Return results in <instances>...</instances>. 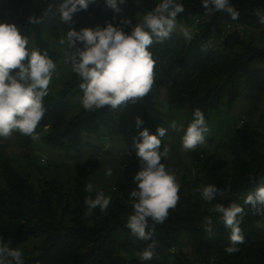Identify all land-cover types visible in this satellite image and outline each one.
Here are the masks:
<instances>
[{
  "label": "trees",
  "instance_id": "1",
  "mask_svg": "<svg viewBox=\"0 0 264 264\" xmlns=\"http://www.w3.org/2000/svg\"><path fill=\"white\" fill-rule=\"evenodd\" d=\"M63 2L9 0V6L16 14L5 21L15 24L22 31H31L34 47L47 50L55 63L60 60V55L50 49L45 37L57 39L64 31H79L84 28L82 19L89 17L90 23L96 22L97 25L111 22L117 19L120 12L135 24L160 0H125L123 5H119V13L108 8L105 0H94L86 11L74 14L70 23L63 22L56 11ZM178 2L183 4L185 11L178 14L177 23L192 20L197 31L188 41L173 32L164 43L150 46L156 61L153 85H169L176 76L180 80L186 77L189 80L186 111L193 114L194 109L199 108L206 121L209 113L220 106L230 109L240 92L255 105L261 102L264 97V24L259 22L254 11L264 8V0H230L240 13L238 20H232L223 11L205 14L201 0ZM49 5L52 6L50 10ZM45 11L48 14L41 24L28 22L30 15L40 16ZM228 25L240 26L242 31L258 32L261 45L247 41L241 37V32L234 29L224 35V28ZM81 82L71 71L58 91H54L49 84V94L44 98L47 110L35 134L52 149L70 156L73 150L80 152L90 148L94 152L92 154L98 156L104 150L92 144L94 139L108 141L128 134L138 135L145 128L152 134L162 124L163 114L152 92L138 100V117L144 122L139 129L135 123L128 131L127 105L117 110L105 106L91 112L81 105L78 112L72 115L70 98L83 96L79 88ZM11 136L20 140L23 146L29 145L32 140L18 130ZM262 141L261 147L253 146L244 157L235 155L232 158L229 170L214 183L218 189L226 190L225 195L217 196L214 201L203 200L199 193H182L183 183L177 206L169 210L164 223L157 224L149 218V228L146 229L152 231V240L149 241L138 240L126 227L129 214L126 218L124 214L129 204L124 193L112 201L106 212L101 213L97 208L92 215H85L87 207L84 200L90 195L85 191L86 173H79L74 182L66 185L55 179H43L40 190L35 191L26 176L3 162L1 175L6 188L0 189V208L10 220L19 222L17 229L10 233L14 241L25 242L38 236L44 238L36 256L22 257L24 264H192L180 257L184 241L192 247L195 264H264V214H254L251 206L244 204L247 193L257 184L264 183V135ZM241 142L243 146H251L248 141ZM199 156V160L203 159L202 154ZM186 183V189L191 190L192 185ZM91 196L95 198L93 192ZM204 202L212 207L217 203L227 206L235 202L244 208L241 228L245 242L236 245L238 252H225L224 249L229 246V229L219 222L218 214L203 211ZM209 215L214 221L211 234L202 226L204 217ZM153 240L157 242L153 259L139 260L136 253Z\"/></svg>",
  "mask_w": 264,
  "mask_h": 264
},
{
  "label": "clouds",
  "instance_id": "2",
  "mask_svg": "<svg viewBox=\"0 0 264 264\" xmlns=\"http://www.w3.org/2000/svg\"><path fill=\"white\" fill-rule=\"evenodd\" d=\"M94 0H64L56 11L65 23H70L74 14L86 11ZM106 6L119 13L125 0H105ZM49 5V10L51 9ZM205 14L226 12L232 20H238L240 13L230 0H201ZM185 8L178 0H160V2L133 24L131 19H122L118 25L106 21L105 26L82 28L79 31L70 29L59 40L66 45L64 50L65 65L82 81L79 84L83 92L81 104L87 111H96L105 106L112 110L136 103L145 98L154 84V68L156 61L149 50L154 43H164L170 39L177 28V16ZM35 14L28 17L32 25H39L43 17ZM254 15L264 24V8H257ZM130 29V31H129ZM186 39H191V29L180 26ZM29 36L23 35L13 23L0 22V137L7 139L18 130L21 134L38 140L35 134L45 115L44 98L49 94V84L56 69V63L49 57L47 50L29 47ZM18 70V71H14ZM143 120L136 117L139 129ZM170 127L176 132H183L181 144L184 150H195L205 143L210 128L203 112L197 108L193 111V119L183 127L173 120ZM167 130L156 129L150 134L145 128L137 137H133V147L139 158V170L133 177L135 187L129 192L131 213L126 227L138 240H152L149 218L157 224L167 219L169 210L174 209L180 199V184L173 170L166 169L161 162L169 153L167 146L161 151V138ZM105 175L111 176L112 169L105 168ZM93 184L85 185L90 195L85 197L87 207L85 215H92L99 208L101 213L107 211L111 197L98 191L92 198ZM203 200L214 201L217 196L225 195L226 190L218 189L214 184L197 187ZM244 204L251 206L254 214H264V183H259L244 198ZM209 213L218 214L219 222L229 229V246L224 250L228 254L239 251L236 245L245 242L241 228L244 208L235 202L227 206L217 203L209 209ZM212 215L204 217L202 226L209 234L213 232ZM260 227L261 225H257ZM11 241L4 242L0 237V264H24L23 253L18 248L10 247ZM157 242L152 241L136 253L139 260L153 259Z\"/></svg>",
  "mask_w": 264,
  "mask_h": 264
},
{
  "label": "rangeland",
  "instance_id": "3",
  "mask_svg": "<svg viewBox=\"0 0 264 264\" xmlns=\"http://www.w3.org/2000/svg\"><path fill=\"white\" fill-rule=\"evenodd\" d=\"M15 14L16 12L9 6V0H0V22L8 21ZM122 19L129 18L120 12L117 19L111 22L118 25ZM90 22L91 18L89 17L82 19L81 23L84 28L97 26L96 22ZM181 25L190 28L192 30L191 35L197 31L192 20L187 23H177L174 32L181 36H183L180 31ZM230 26L229 30L224 28L226 30L224 35H228L233 29L236 31V25L234 27L233 25ZM20 31L23 35L29 36V47H34L32 32ZM66 33V31L62 32L57 39L45 37L47 41L45 42L49 44L50 49L60 55V60L56 63V69L50 81L54 91L59 90L63 80L71 73L70 65L63 63V53L66 45L59 43V40ZM241 35L247 41L252 40V43L256 46H260L262 43L260 35L256 31H241ZM184 40L188 41L189 39L184 37ZM188 82L189 80L186 77L180 80V77L176 76L175 81L169 85H153L150 91L153 93L154 100L163 114V122L159 127L167 130L165 137L161 138L160 150L163 151V147L167 146L169 153L161 162L166 169L175 172L180 187L184 183L182 193L187 195L190 192L198 194L197 187L217 183L216 180L222 179L229 170L232 158L235 155L244 157V154L253 146L261 147L264 135V97L261 102L255 105L246 100L244 94L240 92L237 101L230 109L220 106L209 113L206 122L210 132L206 135L205 143L199 145L194 151L184 150L181 144L183 132H176L170 127V124L175 120L178 126L182 125L186 128L193 119V114H188L186 111ZM81 98L80 96L70 98L72 115L81 108ZM137 106L138 101L134 104L131 102L127 104L125 112L128 131L136 123V117H138ZM242 116L245 117L244 123L241 128L235 130ZM234 130L235 132H233ZM152 134H156V130ZM137 136L128 134L108 141L94 139L92 144L102 147L104 150L98 156L93 155L94 152L90 148H84L80 152L73 150L70 152V156H66L63 151L52 149L40 139H32L29 145L23 146L20 140L13 136L7 139L0 137V189L6 188L5 179L1 175L3 162L20 175L26 176L35 191L40 190L43 179H55L57 182L66 185L74 182L79 173H86L87 184L90 182L94 186L93 193L96 195L98 191H103L105 196L111 197L110 206L119 194L124 193L127 195L126 200H128L129 208L124 214V218H126L127 214L132 211L129 203V192L135 187L133 177L139 170V158L136 156V150L133 147V137ZM241 141H248L251 146L249 144L243 146ZM199 154L203 155V159L199 160ZM105 168L112 169L110 177L105 175ZM186 182L192 185L191 190L186 189ZM211 207L209 203L204 202L202 204V209L206 214H215L209 213ZM18 226L19 222L10 220L0 208V237L3 238L4 242L11 241L10 247L18 248L23 253L22 257L36 256L44 238L38 236L25 242H16L10 237V233ZM181 252H183V255L180 256L182 260L187 259L195 264L193 262L192 247L186 241L182 244Z\"/></svg>",
  "mask_w": 264,
  "mask_h": 264
},
{
  "label": "built area",
  "instance_id": "4",
  "mask_svg": "<svg viewBox=\"0 0 264 264\" xmlns=\"http://www.w3.org/2000/svg\"><path fill=\"white\" fill-rule=\"evenodd\" d=\"M99 26H101V27H103V26H105V23H103V24H99ZM236 27V31L238 32V33H240L241 31H242V27H240V26H235ZM231 28V26L230 25H228V26H226V30H229ZM244 120H245V117H241L240 118V120H239V122H238V125L236 126V128H235V130L237 129V128H241V126L243 125V123H244ZM235 130L233 131V132H235ZM199 158H201L200 156H199ZM42 162V161H41ZM172 251H174V248H172Z\"/></svg>",
  "mask_w": 264,
  "mask_h": 264
}]
</instances>
